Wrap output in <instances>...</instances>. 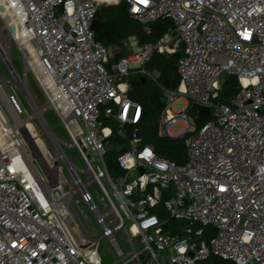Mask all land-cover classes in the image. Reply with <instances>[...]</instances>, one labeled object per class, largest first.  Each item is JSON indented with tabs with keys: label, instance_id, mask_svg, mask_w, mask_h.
<instances>
[{
	"label": "built area",
	"instance_id": "obj_1",
	"mask_svg": "<svg viewBox=\"0 0 264 264\" xmlns=\"http://www.w3.org/2000/svg\"><path fill=\"white\" fill-rule=\"evenodd\" d=\"M111 1L0 0V67L10 78L0 75V100L12 120L0 110V264H103L102 240L118 259L113 264H200L212 257L264 264V0H124L129 18L147 33L164 18L172 27L154 43L128 37L118 60L91 30ZM178 52L179 83L166 89L147 64L154 54ZM29 75L67 141L43 118ZM227 76L236 78L237 90L223 100ZM133 78L159 88L158 134L183 142L184 164L158 156L139 136L144 111L130 97ZM3 83L31 115L5 95ZM181 99L185 107L173 111ZM189 104L210 109L200 127L187 119ZM34 118L49 147L34 132ZM176 123L183 124L179 135L169 132ZM25 128L41 146L42 163Z\"/></svg>",
	"mask_w": 264,
	"mask_h": 264
},
{
	"label": "trees",
	"instance_id": "obj_2",
	"mask_svg": "<svg viewBox=\"0 0 264 264\" xmlns=\"http://www.w3.org/2000/svg\"><path fill=\"white\" fill-rule=\"evenodd\" d=\"M100 20L103 26L95 33V39L105 48L121 47L122 42L130 36H136L141 44L154 43L172 27L170 20L164 18L151 24L147 33L142 25L129 18L128 6L124 0H112L108 7L102 8L100 10ZM124 55L125 53L121 52L114 60H118ZM181 56V52L173 55L154 54L148 62V69L156 68L160 72L159 83L162 87L170 90L177 87L179 79L176 64ZM135 79L137 80V78ZM236 90L237 86L234 83L226 81L220 93V99L226 100L234 95ZM130 97L141 104L144 111L143 119L137 125L139 136L143 142L153 145L158 156L176 164H184L186 161V148L183 142L179 139L161 137L158 134V118H156L157 120L148 118V113L159 114L161 111L163 104L159 88L146 80L135 91L130 92ZM203 123L205 121L196 122L195 126L200 127ZM200 264L233 263L212 257Z\"/></svg>",
	"mask_w": 264,
	"mask_h": 264
},
{
	"label": "rangeland",
	"instance_id": "obj_3",
	"mask_svg": "<svg viewBox=\"0 0 264 264\" xmlns=\"http://www.w3.org/2000/svg\"><path fill=\"white\" fill-rule=\"evenodd\" d=\"M0 42L2 44H5L4 33L0 34ZM122 51H123V49H122ZM12 58H13V61L15 63V66H16L18 72L21 73V71H22V60H21V56H20L19 52L17 51V49L14 45H12ZM0 75L4 78L10 80V78L7 76V74L3 72L2 67H0ZM224 79L227 80L226 77H224ZM28 85H29L30 94H31L33 100L35 101V103L37 104V106L42 110L45 109V112L43 113V118H45L49 127L53 130V132L55 134H57L60 137H63L67 141V138L64 136V131L62 130L61 124L59 123V121L57 120V118L55 117L53 112L46 108L47 104H46V101L44 99V96L40 92L38 85L36 84V82L34 81V79L32 78L31 75H29V77H28ZM234 85H236V83H234ZM2 88H3V91H4L6 96H11V95L16 96V98L20 102L21 106L24 108V110H26L27 115H31V111H30L29 107L27 106L26 102L23 100V97L19 93L14 92L10 88V86L5 84V83L2 84ZM130 92H132V91H130ZM132 97H133V95H132ZM184 107H185V101L181 99L173 105L172 109H173V111L178 112V111L182 110ZM189 107H190V104H189ZM189 107L186 111L187 119L189 120L191 125H195L197 121L194 120V117H193L194 112H192ZM0 110L2 111L3 115L6 117L8 122L12 123V120H11V118H10V116H9V114H8L6 108H5V106L1 100H0ZM27 115H22L21 119H24ZM158 116H159L158 113L157 114L148 113V118H150V119H154V118L156 119V118H158ZM30 123L33 125L34 132L37 133V135L43 140V142L47 145V147H49L48 139L43 134V131H42V129L38 123V120L34 118L32 121H30ZM105 125L111 126L110 123H106ZM182 126H183V124H180V123L173 124L169 127V132L173 135H179L183 131ZM30 132L33 136V132L32 131H30ZM33 142H34V139H33ZM36 144H35V146L38 147V149L41 152L40 144H38V143H36ZM35 146L31 147L32 150H35L34 149ZM41 158L42 157L39 156V160ZM109 158H114V154L108 153L106 156V159H109ZM79 165L82 167L81 163H79ZM172 223L177 225V226H184V224L182 222L176 221L174 223V221H172ZM87 226H88V229L90 230V232L92 234L95 235L96 233H98V229L94 225L93 222H88ZM115 237H116L118 245L120 246V248L122 249L124 254L126 256H128L129 255L128 253L130 252V247H129V243L127 241L126 236L123 234V232H121V233L119 232V233H116ZM100 255H101V259L103 261V264H113L114 262L118 261V259H116L114 257L112 249L110 248L109 244L105 240H102L100 243Z\"/></svg>",
	"mask_w": 264,
	"mask_h": 264
},
{
	"label": "water",
	"instance_id": "obj_4",
	"mask_svg": "<svg viewBox=\"0 0 264 264\" xmlns=\"http://www.w3.org/2000/svg\"><path fill=\"white\" fill-rule=\"evenodd\" d=\"M103 23L100 20V12L97 13L92 25H91V30L93 33H96L100 28H102ZM109 56L112 54V49L108 48ZM227 81L231 83L236 82V78L234 76H227ZM146 82V79L140 78L139 81H134L130 83V89L131 91H135L140 84H143ZM190 110L194 112L195 116L194 119L197 122H202L205 121L209 118L210 116V109L207 107H203L197 104H192L190 106ZM106 149L108 152L113 151V145H107Z\"/></svg>",
	"mask_w": 264,
	"mask_h": 264
},
{
	"label": "bare ground",
	"instance_id": "obj_5",
	"mask_svg": "<svg viewBox=\"0 0 264 264\" xmlns=\"http://www.w3.org/2000/svg\"><path fill=\"white\" fill-rule=\"evenodd\" d=\"M45 85L48 86V88L53 91V88H52V85H51V82L47 79H45V77H43V80H42ZM54 93V91H53ZM40 112H36V116L39 115ZM22 133H23V137H25L26 139V144L28 145V147L30 148V150L32 151V155L36 158V159H39V156L42 157V153L40 152V150L38 149V147L35 146V142H33V138H32V134L31 132L28 130V128H25V130L23 129L22 130ZM37 145V144H36ZM32 146H35L34 149L35 150H32ZM42 160L43 158H41L39 161L42 163Z\"/></svg>",
	"mask_w": 264,
	"mask_h": 264
},
{
	"label": "crops",
	"instance_id": "obj_6",
	"mask_svg": "<svg viewBox=\"0 0 264 264\" xmlns=\"http://www.w3.org/2000/svg\"><path fill=\"white\" fill-rule=\"evenodd\" d=\"M123 43V42H122ZM112 49V54L110 55L111 58L114 60V58L116 56H118L121 52H126L125 49L123 48V46L121 45V47H114V48H111ZM123 49V51H122ZM131 81H137L135 78L131 79Z\"/></svg>",
	"mask_w": 264,
	"mask_h": 264
}]
</instances>
